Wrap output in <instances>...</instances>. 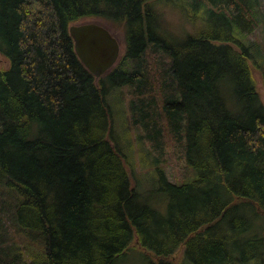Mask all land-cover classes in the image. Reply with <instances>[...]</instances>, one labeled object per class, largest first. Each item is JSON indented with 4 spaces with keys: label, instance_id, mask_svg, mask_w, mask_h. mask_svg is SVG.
I'll return each instance as SVG.
<instances>
[{
    "label": "trees",
    "instance_id": "obj_1",
    "mask_svg": "<svg viewBox=\"0 0 264 264\" xmlns=\"http://www.w3.org/2000/svg\"><path fill=\"white\" fill-rule=\"evenodd\" d=\"M167 6L194 31L165 29ZM262 18L261 0H0V196L16 221L9 235L0 220V264H34L12 254L27 237L43 264H118L132 247L153 264L180 248L190 264H264V53L248 38ZM90 19L123 37L100 77L69 31ZM125 87L158 153L153 190L133 184L113 121Z\"/></svg>",
    "mask_w": 264,
    "mask_h": 264
},
{
    "label": "rangeland",
    "instance_id": "obj_2",
    "mask_svg": "<svg viewBox=\"0 0 264 264\" xmlns=\"http://www.w3.org/2000/svg\"><path fill=\"white\" fill-rule=\"evenodd\" d=\"M166 8L168 10V13L165 11V29L173 32V28L177 32H179V34L186 30H189V32L194 31L196 27L195 22L187 21L184 18L183 14L173 6H167ZM261 10L263 12L262 23L254 30L255 32L253 34H248V38L253 42L260 43V46L263 48L264 53V0H261ZM89 21L99 22L101 20L90 19ZM102 23L105 24L104 22ZM116 35L120 43L122 54L124 51L122 33L118 31L116 32ZM255 76L257 79V87L260 91L261 99L264 102V85L261 76L259 73L255 74ZM130 89V87L115 89L112 94L108 96V101L113 109V121L115 122L116 130L119 135V143L127 147L129 151L128 154H130L127 162V168L131 173L133 184L135 185L136 181L138 180L140 184L139 188H141L142 191H149L155 188V169L157 166L161 165L159 164V162H157V151L153 148L151 143L141 137L143 133L142 129L132 124L131 120L133 117L128 108L129 100L131 98L129 94ZM164 168L170 179L176 181L178 178V171L173 169L170 164H165ZM1 192L2 191H0V194ZM0 197L5 205L4 211L0 213V220L3 218L2 222L8 225V234L13 235L10 231H13L15 227L12 226L10 222L14 221L16 223L15 218H13V212H15V208H13L14 200L7 195H2ZM150 197L153 199L151 202H153L155 206H160L161 210L163 211L166 210V203L165 205H163L165 201H161L163 202V204L160 203V201H158L157 193L151 192ZM164 199L165 197L163 196L162 200ZM259 224L260 222L258 223V225ZM257 229H259V227H257ZM0 232H3V228L1 226ZM251 232H253V230ZM14 236L18 237L19 234L15 233ZM18 242L22 245V248L12 250V254L19 253V255L23 257L22 260L24 258H35L34 264H43V261H41V249L38 247L35 241L32 242L27 237V240L25 238H20ZM25 246L27 248H25ZM144 252L145 251L140 249L139 247H132L129 250L127 256L120 260L118 264H153V261L148 260ZM173 262L174 264H190L186 261V259L184 262V250L181 248L177 251ZM246 264H257V260L250 259Z\"/></svg>",
    "mask_w": 264,
    "mask_h": 264
},
{
    "label": "water",
    "instance_id": "obj_3",
    "mask_svg": "<svg viewBox=\"0 0 264 264\" xmlns=\"http://www.w3.org/2000/svg\"><path fill=\"white\" fill-rule=\"evenodd\" d=\"M79 58L97 77L102 76L121 55L120 43L103 23L87 21L69 27Z\"/></svg>",
    "mask_w": 264,
    "mask_h": 264
},
{
    "label": "bare ground",
    "instance_id": "obj_4",
    "mask_svg": "<svg viewBox=\"0 0 264 264\" xmlns=\"http://www.w3.org/2000/svg\"><path fill=\"white\" fill-rule=\"evenodd\" d=\"M197 23V22H196Z\"/></svg>",
    "mask_w": 264,
    "mask_h": 264
}]
</instances>
